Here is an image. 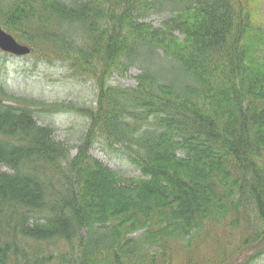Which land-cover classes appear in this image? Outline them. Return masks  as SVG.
<instances>
[{"label": "trees", "instance_id": "16d2710c", "mask_svg": "<svg viewBox=\"0 0 264 264\" xmlns=\"http://www.w3.org/2000/svg\"><path fill=\"white\" fill-rule=\"evenodd\" d=\"M252 7L0 0V26L29 55L96 89L91 106L0 83V264H233L246 248L240 264L261 262L264 62L247 41ZM131 67L135 86L110 83ZM62 112L87 120L73 155L37 123ZM97 140L139 177L91 156Z\"/></svg>", "mask_w": 264, "mask_h": 264}, {"label": "rangeland", "instance_id": "374dc122", "mask_svg": "<svg viewBox=\"0 0 264 264\" xmlns=\"http://www.w3.org/2000/svg\"><path fill=\"white\" fill-rule=\"evenodd\" d=\"M252 6L256 27L253 32L248 33L251 38L247 41L257 44L252 48L254 50L252 58L255 57L262 63L264 62V0H252ZM143 20L152 25H158L159 22L157 16H146ZM137 75L138 70L131 67L123 76H112L110 83L135 86ZM0 83L16 96H32L47 103L73 101L95 106L96 89L93 83L73 77L62 64L42 63L31 55L15 57L0 52ZM36 119L38 124L52 127L55 139L67 142L71 147V154H75V147L87 127L86 118L75 113L62 112L42 113ZM89 153L109 168L121 172L123 177H139L140 175L124 159L110 155L98 140L93 143ZM5 169L4 166H0V170ZM243 253L237 262L246 257ZM258 264H264V257Z\"/></svg>", "mask_w": 264, "mask_h": 264}, {"label": "water", "instance_id": "95a60500", "mask_svg": "<svg viewBox=\"0 0 264 264\" xmlns=\"http://www.w3.org/2000/svg\"><path fill=\"white\" fill-rule=\"evenodd\" d=\"M0 50L17 56L24 55L30 52L29 47L17 42L10 34L5 32L1 28H0ZM243 254L247 256L249 254L248 249H246ZM240 263L241 261L237 262L236 264H240Z\"/></svg>", "mask_w": 264, "mask_h": 264}]
</instances>
